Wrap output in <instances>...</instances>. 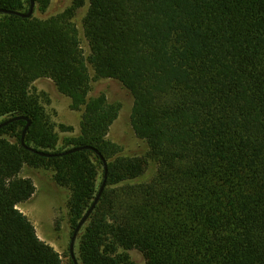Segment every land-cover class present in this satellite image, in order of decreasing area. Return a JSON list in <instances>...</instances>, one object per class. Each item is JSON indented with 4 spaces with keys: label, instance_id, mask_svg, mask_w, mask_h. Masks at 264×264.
<instances>
[{
    "label": "trees",
    "instance_id": "obj_1",
    "mask_svg": "<svg viewBox=\"0 0 264 264\" xmlns=\"http://www.w3.org/2000/svg\"><path fill=\"white\" fill-rule=\"evenodd\" d=\"M29 2L0 8L26 12ZM34 3L44 12L50 0ZM83 4L46 18L0 12V121L26 116L24 145L51 153L90 145L107 164L79 229V264H136L131 249L144 264H264V0H88L87 57L72 20ZM87 63L132 95L130 125L145 156L122 155L108 139L120 105L88 95ZM38 78L81 111L77 136L59 141L48 96L32 89ZM25 124L0 128V264H73L18 208L35 192L22 170L50 169L69 190L74 229L103 163L92 149L32 152L20 142ZM149 160L153 177L132 182Z\"/></svg>",
    "mask_w": 264,
    "mask_h": 264
},
{
    "label": "rangeland",
    "instance_id": "obj_2",
    "mask_svg": "<svg viewBox=\"0 0 264 264\" xmlns=\"http://www.w3.org/2000/svg\"><path fill=\"white\" fill-rule=\"evenodd\" d=\"M73 0H50L49 6L44 12L35 11L34 15L39 18L57 14L68 7ZM88 7V0L77 8L72 20L78 30L80 45L85 57L89 54V47L83 35V17ZM90 80L89 96L95 97L104 94L109 103L120 105L117 117L109 127L107 137L119 144L122 148L121 154L126 156H145L148 145L145 140L137 137L130 125V113L133 97L130 92L116 79L95 77L92 66L87 63ZM32 89L44 92L49 103L45 104L46 111L56 123L55 130L61 142L64 137L77 136L80 132L81 111L70 107V100L60 93L54 83L48 78H38L32 82ZM1 120V118H0ZM64 124L70 129L63 130L58 125ZM156 171V163L149 160L144 172L134 178L132 182L149 181ZM24 176L32 178L35 184L33 196L20 204L18 208L31 220L36 233L45 242L50 244L59 254L62 262L69 259L68 245L72 232L69 223L67 199L69 190L59 186L52 179V171L44 168H31L25 166L22 170ZM80 231L74 241V252L78 255ZM128 254L136 264H144L142 254L136 250H128Z\"/></svg>",
    "mask_w": 264,
    "mask_h": 264
},
{
    "label": "water",
    "instance_id": "obj_3",
    "mask_svg": "<svg viewBox=\"0 0 264 264\" xmlns=\"http://www.w3.org/2000/svg\"><path fill=\"white\" fill-rule=\"evenodd\" d=\"M34 0H30L29 2V7L28 10L26 12H20V11H16V10H11V9H3L0 8V12L3 13H11V14H16L19 15L21 17H30L33 15L34 12ZM18 119H24L26 120V124L24 125L22 132H21V137H20V142L23 146H25V148H27L28 150L35 152L39 155L45 156V157H52V156H56V155H63L66 153H70V152H74L77 150H81V149H92L94 150L100 157L102 163H103V178H102V182L98 188V191L93 199V201L91 202L90 206L87 208V210L85 211V213L82 215V217L80 218V220L78 221V223L76 224V226L74 227V229L72 230V234L70 236V240H69V245H68V252H69V257L71 259V261L73 262V264H79L76 255L74 253V241H75V237L80 229V227L82 226V224L85 222V220L87 219L88 215L90 214V212L92 211V209L94 208L96 202L98 201L100 194L103 190V188L105 187V183H106V178H107V164L106 161L104 160V157L93 147H91L90 145H84V146H76L73 148H70L66 151L60 152V153H51V152H45L42 150H36L33 149L29 146L24 145V135L25 132L27 130V128L30 125V119H28L26 116H12L9 118H6L2 121H0V128L7 125L8 123L18 120Z\"/></svg>",
    "mask_w": 264,
    "mask_h": 264
}]
</instances>
